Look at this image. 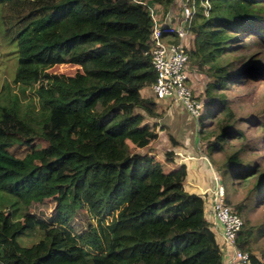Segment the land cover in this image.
Instances as JSON below:
<instances>
[{
  "label": "trees",
  "instance_id": "obj_1",
  "mask_svg": "<svg viewBox=\"0 0 264 264\" xmlns=\"http://www.w3.org/2000/svg\"><path fill=\"white\" fill-rule=\"evenodd\" d=\"M142 1L0 0L11 83L38 104L34 114L11 93L0 98V264H222L202 198L184 189L185 167L172 151L150 150L161 129L157 102L139 93L155 78ZM148 1L162 13L172 4ZM192 1L186 67L205 79V154L223 153L220 177L247 182L261 203L264 170L244 160L253 141L233 126L224 91L264 82V0ZM60 65L73 73H48ZM245 121L264 130V109ZM231 208L240 217L242 203ZM252 236L242 221L235 247L264 264Z\"/></svg>",
  "mask_w": 264,
  "mask_h": 264
},
{
  "label": "rangeland",
  "instance_id": "obj_2",
  "mask_svg": "<svg viewBox=\"0 0 264 264\" xmlns=\"http://www.w3.org/2000/svg\"><path fill=\"white\" fill-rule=\"evenodd\" d=\"M142 4L148 7V10L151 9L153 11L157 10L156 15H160L161 8L157 5L149 2L148 0H143ZM181 4V0H176L174 6H171V12L174 15L179 13V6ZM150 11V10H149ZM185 42V46H186ZM256 48H253L254 50ZM10 48L4 42V40L0 36V98H7L11 93L17 98V104L24 106L30 104L32 106V110L34 114H37L38 104L35 97L32 95L30 91V87L27 86H19V85H12V79L14 76V58L12 55H9ZM251 50V49H250ZM244 51V50H243ZM257 52H260L257 50ZM262 54H264V49L262 50ZM74 71L73 67L67 65H60L48 70L50 74H58V75H69L72 74ZM189 80L188 86L191 90V93L195 95L199 101L204 106V114L206 113V105L204 97H203V87L205 84V79L197 74H191L187 70ZM3 84V86H2ZM142 97H150L153 99L150 89L143 88L139 91ZM224 94L229 101V107L231 109L233 120L235 123L233 126L242 131L246 136L248 142L250 143L253 141V147L255 148L254 152L247 154L244 157L245 161L250 162H261V166L264 170V130H257L256 128L250 126L246 123L247 118H254L257 115H260L262 109H264V82L257 81V78H245L241 85H233L228 90L224 91ZM157 114L159 115L157 121L161 133L158 134L160 137L158 140L154 142L151 146L150 150L153 153L161 156L164 152L170 151L167 149H171V145H169L167 141L166 134L171 135V137L178 136L181 133V136H184L185 133L191 136L194 135L196 129V123L193 120H190L188 116L180 109L179 106L165 101V102H157ZM202 112V115H204ZM201 115V116H202ZM203 117V116H202ZM222 118V115H219L214 121L210 129L206 130L205 132H209L211 130H215V126L218 120ZM201 123L207 124L206 120H199L198 124L200 127L198 131L196 129V133L198 135L199 143H196V149L204 153V141L202 140L205 133H200L201 131ZM231 123V122H230ZM197 124V125H198ZM203 126V125H202ZM163 129V132H162ZM233 147L237 146V141L233 140L231 142ZM226 151H230L227 144L224 145ZM13 156L15 157H22L24 154V150L22 146H13L9 150ZM142 153V151H140ZM224 154L223 153H216L213 154V158L211 159V163L217 171L219 176L220 184L224 190V198L225 202L230 206L233 207L238 203H242L243 212L240 214V218L245 223L246 228H250L252 231V241H251V249L256 257H260L264 260V236L258 237L257 229L259 226L264 222V199L260 203L261 197H256L247 195V191L251 188L250 184H238L235 183L233 185L230 184V181L227 179H222L219 175V165L223 160ZM243 161V162H245ZM259 164V162H257ZM212 189V188H211ZM37 237L34 236L31 240H27V243L33 242ZM26 243V244H27ZM263 256V257H262Z\"/></svg>",
  "mask_w": 264,
  "mask_h": 264
},
{
  "label": "built area",
  "instance_id": "obj_3",
  "mask_svg": "<svg viewBox=\"0 0 264 264\" xmlns=\"http://www.w3.org/2000/svg\"><path fill=\"white\" fill-rule=\"evenodd\" d=\"M175 3L176 0H172L171 6ZM204 6H206L205 1ZM149 10L148 17L151 23L149 56L150 66L155 75L154 83L149 88L151 95L156 102L168 101L179 106L190 120L195 121L198 131L200 127L198 121L203 116L202 112L204 114V106L191 93L188 86L189 76L185 51V42L190 37L188 29L194 12L193 1L181 0L177 15L171 12V8L160 15H156L157 10ZM202 159L207 162L204 156ZM210 169L214 187L210 189L208 198H206L207 190L201 195L209 204L207 213L220 229L223 244L227 248L226 251L221 250L222 264H248V254L235 247V238L241 229L242 220L226 204L224 190L216 169Z\"/></svg>",
  "mask_w": 264,
  "mask_h": 264
},
{
  "label": "crops",
  "instance_id": "obj_4",
  "mask_svg": "<svg viewBox=\"0 0 264 264\" xmlns=\"http://www.w3.org/2000/svg\"><path fill=\"white\" fill-rule=\"evenodd\" d=\"M170 7L171 5L167 9H169ZM190 133L191 136L187 133H185L184 136H181V133H179L177 138L172 136L174 141L172 143H170V141H168V139L166 138L169 145H171L172 147L171 149L167 150H170L174 153V160L177 164H182L185 167L186 177L184 180V189L186 190V192L202 198L204 219L209 223L210 230L214 234V239L219 249H224L226 251L227 248L223 244L220 229L216 226L213 219L207 213L209 204L206 201V198H208L209 196L208 194L210 189L214 187V182L212 181V171L210 169L214 168L211 163V158H213V155L211 156V158H208L205 152L204 154L199 152L196 149V143H199L196 129L194 135H192V132ZM159 137L160 135L158 136V138ZM202 156L206 158L207 162L202 159ZM205 190H207V193L206 198L204 197V200L201 193Z\"/></svg>",
  "mask_w": 264,
  "mask_h": 264
}]
</instances>
